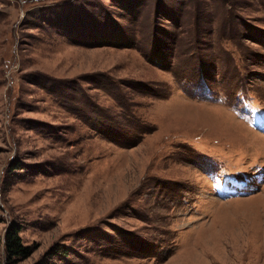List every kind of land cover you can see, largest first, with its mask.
Here are the masks:
<instances>
[{
  "label": "rangeland",
  "instance_id": "obj_1",
  "mask_svg": "<svg viewBox=\"0 0 264 264\" xmlns=\"http://www.w3.org/2000/svg\"><path fill=\"white\" fill-rule=\"evenodd\" d=\"M0 264H264V0H0Z\"/></svg>",
  "mask_w": 264,
  "mask_h": 264
},
{
  "label": "trees",
  "instance_id": "obj_2",
  "mask_svg": "<svg viewBox=\"0 0 264 264\" xmlns=\"http://www.w3.org/2000/svg\"><path fill=\"white\" fill-rule=\"evenodd\" d=\"M5 250L9 259L12 256L25 254L26 250L21 248L16 237V232L9 231L6 236Z\"/></svg>",
  "mask_w": 264,
  "mask_h": 264
},
{
  "label": "bare ground",
  "instance_id": "obj_3",
  "mask_svg": "<svg viewBox=\"0 0 264 264\" xmlns=\"http://www.w3.org/2000/svg\"><path fill=\"white\" fill-rule=\"evenodd\" d=\"M251 133V132H250Z\"/></svg>",
  "mask_w": 264,
  "mask_h": 264
}]
</instances>
